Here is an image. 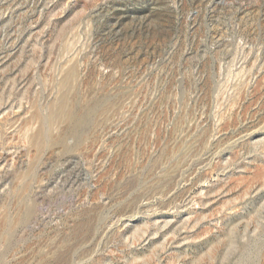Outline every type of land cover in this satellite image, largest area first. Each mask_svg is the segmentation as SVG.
I'll list each match as a JSON object with an SVG mask.
<instances>
[{
    "label": "rangeland",
    "instance_id": "374dc122",
    "mask_svg": "<svg viewBox=\"0 0 264 264\" xmlns=\"http://www.w3.org/2000/svg\"><path fill=\"white\" fill-rule=\"evenodd\" d=\"M0 264H264V0H0Z\"/></svg>",
    "mask_w": 264,
    "mask_h": 264
}]
</instances>
